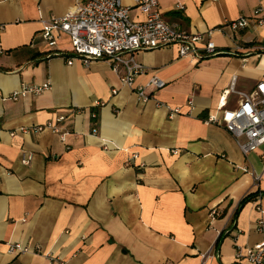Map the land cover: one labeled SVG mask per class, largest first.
<instances>
[{
    "label": "crops",
    "instance_id": "1",
    "mask_svg": "<svg viewBox=\"0 0 264 264\" xmlns=\"http://www.w3.org/2000/svg\"><path fill=\"white\" fill-rule=\"evenodd\" d=\"M78 1L0 0V264H252L235 253L262 240L264 145L244 156L205 119L264 81V27L227 24L252 16L258 0H157L167 22L214 29L222 54L196 61L175 46L137 51L145 69L134 87L151 75L165 82L145 89L154 97L145 103L107 60L47 56L71 45L61 34L48 47L42 22ZM122 2L144 18L134 0ZM42 84L39 94L7 98ZM48 122L63 140L38 129Z\"/></svg>",
    "mask_w": 264,
    "mask_h": 264
},
{
    "label": "built area",
    "instance_id": "2",
    "mask_svg": "<svg viewBox=\"0 0 264 264\" xmlns=\"http://www.w3.org/2000/svg\"><path fill=\"white\" fill-rule=\"evenodd\" d=\"M258 0L252 16H242L228 21L233 32L250 26L264 27V12ZM157 0H134L133 7L144 15L142 20H135L130 16L132 7L123 4L122 0H81L61 17H52L42 22L40 38L54 48L61 34L69 37L70 51L54 50L48 57L59 56L71 64L79 59L83 65L92 60H107L112 69L118 73L119 81L134 91L137 99L145 103L153 95L147 94L145 89L152 87L160 89L165 82L156 75H151L145 85L134 87V77L144 71V67L134 59L137 51L156 49L159 47L175 46L180 57H191L196 61L221 54L212 40L214 29L204 33L191 32L167 22L157 9ZM264 50V48H262ZM48 88L47 84L22 85L7 98L17 101L21 97L39 94ZM116 89L111 93L116 94ZM241 99L237 106L227 108L225 102L218 104L216 109L208 113L205 121L221 124L233 137L241 153L257 150L264 145V81H259L249 92H238ZM104 105L103 101H96L94 108ZM156 105H161L156 102ZM171 113L180 110L165 105ZM96 116V112L92 111ZM63 116L57 118L61 121ZM52 132H60L63 140L65 132L55 124L48 122L44 127ZM30 156H22V162L28 163ZM257 229L262 234V240L251 247L236 249V258H244L252 264H264V222H257ZM25 250L19 244L10 246V250ZM243 250V251H242Z\"/></svg>",
    "mask_w": 264,
    "mask_h": 264
},
{
    "label": "trees",
    "instance_id": "3",
    "mask_svg": "<svg viewBox=\"0 0 264 264\" xmlns=\"http://www.w3.org/2000/svg\"><path fill=\"white\" fill-rule=\"evenodd\" d=\"M222 54V53H221ZM252 197V195H247L246 197H244L240 203V206L243 205L247 200H249Z\"/></svg>",
    "mask_w": 264,
    "mask_h": 264
}]
</instances>
